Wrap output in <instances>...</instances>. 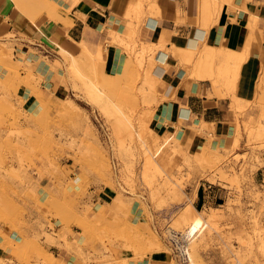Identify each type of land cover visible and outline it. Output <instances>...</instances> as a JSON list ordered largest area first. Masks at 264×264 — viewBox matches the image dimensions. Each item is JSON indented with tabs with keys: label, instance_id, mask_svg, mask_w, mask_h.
Segmentation results:
<instances>
[{
	"label": "rangeland",
	"instance_id": "374dc122",
	"mask_svg": "<svg viewBox=\"0 0 264 264\" xmlns=\"http://www.w3.org/2000/svg\"><path fill=\"white\" fill-rule=\"evenodd\" d=\"M209 1L208 29L229 0ZM130 34L117 43L125 46L134 73L125 68L117 74L119 89L105 90L117 102L119 95L127 96L122 107L138 129L132 139L116 130L69 70L60 89L35 88L14 62L11 44L0 45V264H138L157 254L162 261L149 264H188L167 232L188 196L198 210L207 214L218 207L224 217L218 235L198 240L195 262L223 264V240L232 248L237 243V253L255 247V236L243 225L252 230L256 219L264 227V182L257 172L264 166V105L257 98L244 103L237 98L238 75L231 86L228 78L219 82L234 101L233 145L190 153L174 138L159 156L158 171L147 150L151 132L140 137L138 123L149 117L154 129L163 82L155 69L154 81L148 80V61L141 66L133 60L141 40ZM208 47L203 44L198 56H207ZM100 75L105 85L115 76L105 69ZM23 85L34 100L26 99ZM263 85L260 81L261 90ZM137 205L142 215L133 220Z\"/></svg>",
	"mask_w": 264,
	"mask_h": 264
},
{
	"label": "crops",
	"instance_id": "0c3cea01",
	"mask_svg": "<svg viewBox=\"0 0 264 264\" xmlns=\"http://www.w3.org/2000/svg\"><path fill=\"white\" fill-rule=\"evenodd\" d=\"M21 1L0 0V45L11 44L22 76L41 90L60 89L61 77L68 71L71 58L86 59L89 51L95 56L101 49L102 71L122 73L130 58L125 46L117 41L128 33L139 34L141 43L163 38L169 50L184 48L200 21L201 0H145L140 27L134 18L126 17L135 0H26L29 5ZM147 16L155 20L156 26L144 24ZM189 20H195V25ZM205 43L246 53L238 74L236 96L242 103L257 98V103L264 105V85L262 90L259 88L260 81L264 83V0L225 2L200 48ZM193 67L170 52L166 61L155 68V76L163 83L157 88L158 104L151 124L163 134H172L190 153H200L204 148H230L236 133L232 125V93L225 82L214 85L210 80L195 79ZM113 77L108 76L107 81ZM21 91L28 101L34 100L30 87L23 85ZM161 96L163 99L159 100ZM181 107L190 110V116L184 120L179 116ZM200 120L213 122L214 128L200 131ZM257 172L264 182V166ZM133 209L132 219H140V205ZM53 252L59 255L61 251L55 248ZM162 258L157 254L151 262ZM151 262L149 257L138 261Z\"/></svg>",
	"mask_w": 264,
	"mask_h": 264
},
{
	"label": "bare ground",
	"instance_id": "6f19581e",
	"mask_svg": "<svg viewBox=\"0 0 264 264\" xmlns=\"http://www.w3.org/2000/svg\"><path fill=\"white\" fill-rule=\"evenodd\" d=\"M32 1L38 2V0ZM26 2L28 4V1ZM144 2L145 0H135V2L129 7L126 14V17H132L136 20L137 27H140L141 25L140 15L143 13L142 10ZM210 6L211 2L209 0H201L199 13L200 21L198 22L199 25L197 26L194 34L188 38L187 45L184 48L175 49L171 47L172 49L169 50L168 47L164 45L163 38H161L159 42L141 43V46L138 49H132L134 50L133 60H135L139 65L142 66L144 62L148 61V65H146V67L149 81H154L152 76L153 74L150 73L157 66H161V64L166 61L168 54L172 52L173 55H175L181 61H186L194 65L192 68L194 69L192 77L195 79L210 80L214 85H217L219 82H222L228 78L226 80V84L231 86V78L236 77L239 74L240 66L246 58V53L244 55L243 53L234 50H226V47L218 48L216 46L208 45L209 47L207 49V56H198L200 52V50H198L200 49L199 46L206 40V33L211 21L210 16L212 11ZM24 9L28 8L25 7ZM144 24L148 27L156 26V22L151 16H147V18L144 19ZM248 50L249 49H247V51ZM89 55L90 56L86 59L72 57L71 64L68 68L69 72L84 82L91 100L100 106L101 111L110 121V123L114 125L116 130L119 132H125L132 139L134 132H137L138 129L135 128L130 118V114L124 111L122 107V104L128 101L127 96L119 95L117 102L113 99L112 93L105 90V86L112 91L119 89L120 79L118 75L116 74L113 79L108 81L105 85L104 80L100 75V71H102L101 49L97 51L95 56L92 55L91 51H89ZM216 61L218 62L217 65ZM128 66L129 65H126V71L128 73H134L133 69ZM192 69L190 71H192ZM187 74L189 75V73ZM187 74L185 76H188ZM146 90H148V86L146 87ZM179 116L184 120V118L190 116V110L187 107H181ZM149 119V117L145 116L139 119V135L141 137L144 135L145 130H150L149 132H151V138L150 143H148L149 145L147 150L151 152L150 158L152 159V163L155 165L156 169L160 171L159 156L167 144H169V142L175 137L169 133L166 136L157 135L149 128ZM200 124L201 125L199 128L204 132L214 128L213 122L202 120ZM144 142L147 143V140H144ZM147 176L148 174L144 175L145 180H147ZM176 191L183 193V189L180 185H178V190ZM218 209V207L213 208L212 212L205 214V212L197 209V207L194 205L193 198L188 196L182 208L180 209V212L178 213V219L176 218L175 221H173V225L167 229L168 235L177 245L183 260L188 264H198L195 262L193 256L196 253V244L203 235H207L209 238H211L212 236L219 234L218 230L221 226L219 218H222L223 215L219 214ZM238 220L244 223L243 217L239 216ZM243 228L247 234L255 236L253 239L254 242H256L255 247L253 249H249V252L246 251L237 253L239 251L237 249V243L233 244L234 248H232L230 242L223 240L225 243V250L222 254L223 259L221 262L223 264H264V227L261 226L258 220L253 219V223L251 224L252 230H248V226L245 225H243ZM235 247L237 251H235ZM132 264L135 263L132 262ZM205 264L207 263L205 262Z\"/></svg>",
	"mask_w": 264,
	"mask_h": 264
}]
</instances>
